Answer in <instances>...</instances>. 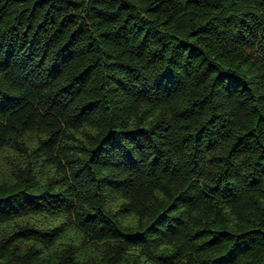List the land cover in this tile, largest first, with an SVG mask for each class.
<instances>
[{"label": "trees", "instance_id": "1", "mask_svg": "<svg viewBox=\"0 0 264 264\" xmlns=\"http://www.w3.org/2000/svg\"><path fill=\"white\" fill-rule=\"evenodd\" d=\"M0 264H264V0H0Z\"/></svg>", "mask_w": 264, "mask_h": 264}]
</instances>
